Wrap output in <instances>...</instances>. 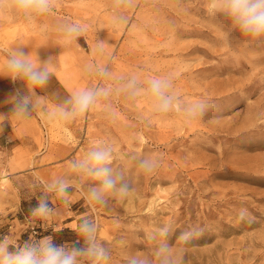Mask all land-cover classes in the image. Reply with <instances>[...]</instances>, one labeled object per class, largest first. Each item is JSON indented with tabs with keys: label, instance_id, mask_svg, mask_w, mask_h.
<instances>
[{
	"label": "rangeland",
	"instance_id": "obj_1",
	"mask_svg": "<svg viewBox=\"0 0 264 264\" xmlns=\"http://www.w3.org/2000/svg\"><path fill=\"white\" fill-rule=\"evenodd\" d=\"M205 3L134 0L129 9L117 0H54V11L36 24L0 15V62L22 46L55 65L48 85L38 89L41 100L30 120H0V238L18 245L52 237L70 245L80 241L76 229L87 217L110 250L108 264H126L133 254L153 256L158 264L147 235L171 223L174 246L182 231L203 229L183 246V264H264V38L231 30ZM120 15L129 23L114 26ZM72 22L87 31L62 47L59 30ZM90 64L107 65L111 76L90 73ZM131 74L145 81L169 77L174 109L154 114L143 97L114 91L82 119L62 128L47 123V113L69 95L97 85L118 89ZM7 83L12 93L23 88L0 77ZM1 100L0 114L7 115L12 105ZM102 145L112 147L110 167L133 191L123 201L109 197L106 205H94L87 199L94 181L71 163ZM147 157L159 158L160 167L139 174L137 164ZM58 177L72 185L68 203L48 193L55 213L33 218L30 209L44 185ZM241 208L251 222L238 219Z\"/></svg>",
	"mask_w": 264,
	"mask_h": 264
},
{
	"label": "clouds",
	"instance_id": "obj_2",
	"mask_svg": "<svg viewBox=\"0 0 264 264\" xmlns=\"http://www.w3.org/2000/svg\"><path fill=\"white\" fill-rule=\"evenodd\" d=\"M117 4L132 8L134 0H117ZM207 13L212 17H220L231 30L252 40L264 38V0H206ZM54 0H0V15L21 18L36 24L39 18L54 11ZM117 26L123 21L129 23L126 16L114 17ZM87 31L82 23L72 22L62 25L59 32V44L68 47ZM227 36V34H226ZM105 45L98 44L96 53L102 54ZM55 65L51 57L41 60L25 52L22 46L10 49L6 58L0 62V77L19 81L23 88L15 89L9 98L12 105L10 112L0 114V120L12 118L17 121H28L32 112L38 107L41 97L38 89L45 88L54 75ZM88 71L101 79L111 76L105 64H90ZM120 87L113 89L111 85H97L85 88L69 95L62 104L55 106L47 113V123L54 128H62L78 119L84 118L100 101L108 98L114 91L123 93L127 98L135 100L143 97L152 107L154 114L163 116L175 107L176 97L170 94L172 80L167 76L147 78L146 81L137 74L118 81ZM197 109L189 110L195 115ZM201 114L204 109L199 106ZM2 131V129H0ZM113 159L111 146L102 145L90 149L81 159L71 163V169L94 181L87 189V199L94 205H106L108 198L125 200L133 191L131 181L124 179L121 172L113 173L110 167ZM159 158L147 157L139 160V174H151L160 167ZM71 183L63 178H56L44 185V193L36 206L30 209L33 218H46L55 213L51 206L48 193H54L63 203L67 204ZM240 221L251 222L247 209L241 208L238 213ZM172 224L157 227L147 235V239L155 243L154 258L158 264H183L184 247L193 239L203 234V229L193 227L182 231L177 237L179 246L170 243ZM80 241L67 244H56L52 237L41 239L29 238L22 244L11 245L7 237L0 238V264H108L110 250L97 238V225L92 219L85 217L77 226ZM126 264H153V256L133 254L127 258Z\"/></svg>",
	"mask_w": 264,
	"mask_h": 264
},
{
	"label": "crops",
	"instance_id": "obj_3",
	"mask_svg": "<svg viewBox=\"0 0 264 264\" xmlns=\"http://www.w3.org/2000/svg\"><path fill=\"white\" fill-rule=\"evenodd\" d=\"M12 91L10 89V84L7 83V84H0V102L2 101L1 99H4L3 101V104L4 102H7V104H9V98L10 96L12 95ZM1 133V131H0Z\"/></svg>",
	"mask_w": 264,
	"mask_h": 264
},
{
	"label": "bare ground",
	"instance_id": "obj_4",
	"mask_svg": "<svg viewBox=\"0 0 264 264\" xmlns=\"http://www.w3.org/2000/svg\"><path fill=\"white\" fill-rule=\"evenodd\" d=\"M195 49H192V51H194Z\"/></svg>",
	"mask_w": 264,
	"mask_h": 264
},
{
	"label": "built area",
	"instance_id": "obj_5",
	"mask_svg": "<svg viewBox=\"0 0 264 264\" xmlns=\"http://www.w3.org/2000/svg\"><path fill=\"white\" fill-rule=\"evenodd\" d=\"M30 234H32V233H30Z\"/></svg>",
	"mask_w": 264,
	"mask_h": 264
}]
</instances>
